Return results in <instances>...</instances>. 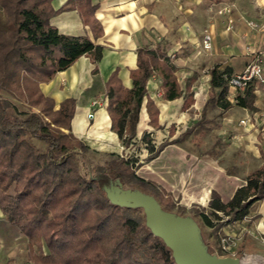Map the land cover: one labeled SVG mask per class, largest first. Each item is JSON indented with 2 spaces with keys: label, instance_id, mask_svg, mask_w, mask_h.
<instances>
[{
  "label": "trees",
  "instance_id": "1",
  "mask_svg": "<svg viewBox=\"0 0 264 264\" xmlns=\"http://www.w3.org/2000/svg\"><path fill=\"white\" fill-rule=\"evenodd\" d=\"M52 1L0 0V208L6 220L28 237V260L35 264H176L172 250L146 225L143 209L113 204L107 191L129 184L155 196L161 206L174 207L172 193L138 175L137 169L169 144L186 140L202 121L179 138L157 146L145 132L141 142L149 154L142 160L113 154L105 163L95 162L89 155L91 147L72 131L76 98H65L56 108L55 100L42 92L40 84L54 79L83 55L95 64L93 74L98 73L104 48L89 36L60 33L51 24L53 16L76 10L95 39L104 34L103 26L92 0H67L59 9ZM118 71L105 83L106 108L112 130L127 148L137 143V124L146 96L149 124L162 128L159 108L147 94L150 77L154 73L159 77L164 99L181 97L183 91L171 58L147 47L137 49V68L130 71L132 88L123 85ZM209 73L207 107L222 113L233 105L228 98L231 73L218 65ZM256 88L264 90V78L237 91L235 103L256 111ZM2 91L25 104L28 113L15 114V104ZM191 103L189 95L184 107ZM174 133L171 125L169 134ZM28 136L43 142L45 148L35 146ZM260 151L262 165L248 173L246 183L231 199L225 202L212 190L208 207L190 208L214 232L245 219L251 206L264 198V149ZM208 154L215 157V148ZM237 172L236 166L227 167L228 174ZM184 209L177 214L184 215Z\"/></svg>",
  "mask_w": 264,
  "mask_h": 264
},
{
  "label": "crops",
  "instance_id": "2",
  "mask_svg": "<svg viewBox=\"0 0 264 264\" xmlns=\"http://www.w3.org/2000/svg\"><path fill=\"white\" fill-rule=\"evenodd\" d=\"M66 1L53 0L52 5L59 9ZM92 2L97 6L95 16L104 30V34L97 39L90 27L83 24L76 10L63 11L50 21L60 33L89 36L97 44L104 46L102 57L97 63L98 73L93 74L95 64L83 55L68 69L59 71L54 79L41 83L44 94L55 100L56 108L65 98H76L72 131L89 146L107 145L108 142L112 145L121 143L118 134L111 128L112 121L106 108V81L118 68V76L123 85L132 88L130 71L137 68L139 47L166 54L176 66L175 74L183 95L172 100L164 99L161 81L156 73L147 83V94L159 108V123L162 128L166 123L169 125L166 139L179 138L188 129L186 127L191 128L193 124L207 120L208 111L216 110L217 116L225 113L223 118L226 124L246 119L240 130H232V134L242 141L243 159L232 165L237 167L238 172L228 174L227 167L230 166L209 161L208 158H199L200 154L191 153L184 140L169 144L159 156L144 164L151 166L150 176L138 175L156 181L174 195L181 194L183 203L187 206L208 207L212 190H216L225 202L231 199L236 189L246 183L248 173L258 169L263 163L260 150L264 149V90L255 89L257 110L253 112L237 105V91L228 89V98L233 105L220 113L218 108L207 107L211 91L209 71L214 65H218L221 70L228 69L232 75L251 59L247 54L248 47L253 50L264 48V32L255 30L248 24L249 20L264 21V0ZM206 33H210L213 40L209 51L202 47ZM189 95H192L193 103L185 108ZM100 99L104 101L93 105L94 100ZM147 99L146 96L141 106L136 142L137 139L141 140L145 132L151 134L162 129L149 124ZM91 112L94 113L93 118H89ZM177 122L190 124L179 136ZM142 124L151 129H142ZM171 125L175 126L172 136L169 134ZM217 157L218 154L215 158ZM223 228L238 234L239 239L242 238L237 251L264 254L260 251L261 248L264 249V198L251 206L245 219L231 222ZM28 242V237L6 220L0 208V263L9 261L11 264H35L28 260Z\"/></svg>",
  "mask_w": 264,
  "mask_h": 264
},
{
  "label": "rangeland",
  "instance_id": "3",
  "mask_svg": "<svg viewBox=\"0 0 264 264\" xmlns=\"http://www.w3.org/2000/svg\"><path fill=\"white\" fill-rule=\"evenodd\" d=\"M1 94L4 97L9 98L15 104L16 106V109L14 110L15 114L19 116H25V114L28 113V109L25 106V104H22L19 101L15 100L5 91H2ZM98 97L101 98L100 95ZM99 101L102 103L104 100L100 99ZM11 111L13 112V110ZM224 115L225 113L220 116H217L216 110L210 109L208 111V119L202 121V123L199 122L201 124H199L198 127H196L194 131L187 137L184 144L187 146V148L191 153L200 154L199 158L202 159L208 158L209 161H216V162L218 161L221 165H225L226 167L227 166L231 167L232 165L237 164L238 160L243 159L242 141L238 140L237 137H235V135L232 134V130H235L237 132L242 128L241 125H243V123L234 122L233 124H226L223 118ZM188 125L190 124L177 122L176 123L177 136H179L180 132L182 133L184 131L183 129ZM168 127L169 125L168 123H166L164 124V128L160 130H155L151 133L150 137L153 141H155L156 145H158V143H161L167 138ZM141 128L144 130L151 129L146 127L145 124H142ZM186 128L189 129V127ZM28 138L35 146L41 149L45 148V144L43 142H40L38 139L33 138L31 136H28ZM108 145L111 146L108 147ZM90 147L91 150L89 152V155L95 162L98 163H105L107 160L111 159L113 154H118L119 156H126L127 158L138 157L140 160L144 159L149 154L148 149L146 148L145 144L141 142L140 139H137V143H135L134 146L127 148H125L122 145V143H117L112 145L109 142L107 143V145L100 144L97 145L96 147H92V146ZM212 148H215V152L218 154L217 158L208 154V151ZM144 164L137 169V174L150 176L152 174L150 172L151 166L148 165L147 167L144 166ZM82 173L84 175L88 174L85 168H82ZM130 187L131 185L129 184L124 185V188H130ZM172 195H173V200L176 202V205L172 208H166L165 206H162L163 209H166L167 211H171L174 213H178L181 209L185 208L184 215H190L198 223L199 233L202 238L203 244L210 254H215L218 256H230L231 254L236 253L237 251L236 248L238 247V244L242 242V238L239 239L238 234H234L230 230L225 231L224 228H222L218 232H214L211 227L207 226L202 221L200 216L194 215L190 212V208L192 207V205H188V206L184 205L183 196L181 194L179 195L172 194ZM200 208H203V206H200ZM262 241L264 243V237ZM224 245L229 246V250L224 249ZM260 251L264 253V249L261 248ZM236 255H237L236 257L240 258L242 264H264V254H261L260 252L258 254H247V253H242L241 251H237ZM250 255H252L251 259H250ZM253 260H256L257 262H253Z\"/></svg>",
  "mask_w": 264,
  "mask_h": 264
},
{
  "label": "water",
  "instance_id": "4",
  "mask_svg": "<svg viewBox=\"0 0 264 264\" xmlns=\"http://www.w3.org/2000/svg\"><path fill=\"white\" fill-rule=\"evenodd\" d=\"M107 195L113 204L143 208L146 225L172 250L176 264H242L236 256L210 254L203 244L198 223L189 215L164 210L155 196L131 187H114Z\"/></svg>",
  "mask_w": 264,
  "mask_h": 264
},
{
  "label": "built area",
  "instance_id": "5",
  "mask_svg": "<svg viewBox=\"0 0 264 264\" xmlns=\"http://www.w3.org/2000/svg\"><path fill=\"white\" fill-rule=\"evenodd\" d=\"M248 24L251 28L264 32V21L249 20ZM212 41L211 34L206 33L202 41L203 49L209 51L212 48ZM247 54L251 56V59L240 71L228 77V89L244 91L252 80L264 78V48L253 50L248 47ZM172 56H174V54ZM99 104H101L99 100L93 101V105ZM93 117L94 113H89V118ZM240 123L245 124L246 119H242ZM224 249L229 250V246L224 245ZM231 256L235 255L231 254Z\"/></svg>",
  "mask_w": 264,
  "mask_h": 264
}]
</instances>
